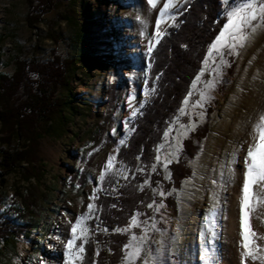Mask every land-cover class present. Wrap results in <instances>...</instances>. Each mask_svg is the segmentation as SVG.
Wrapping results in <instances>:
<instances>
[{
	"label": "rangeland",
	"instance_id": "rangeland-1",
	"mask_svg": "<svg viewBox=\"0 0 264 264\" xmlns=\"http://www.w3.org/2000/svg\"><path fill=\"white\" fill-rule=\"evenodd\" d=\"M93 1L53 0L44 20L29 26L25 20L26 0H0V74L10 75L15 59L44 61L52 49L63 58L74 60L66 108L47 124V131L39 140L37 155L43 168L40 181L22 182L14 170L0 169V213L14 219V223L22 222L9 208L19 206L18 199H12L14 188L31 184L41 193L33 208L30 231L0 248V264H64L63 244L70 238L76 216H81L87 229L83 241L92 236L91 219L99 211L94 196L114 168L119 141L127 140L132 120L147 101L149 44L152 43V49L155 47L165 27L172 25L174 11L183 0H153L151 5L148 0H108L106 10L99 6L100 0H95L97 6ZM166 2L170 7L159 29L156 20ZM243 2L230 0L229 4H222L221 14L226 18V8ZM71 9L76 13L73 18ZM113 27L116 38H109ZM48 33L59 36V43L54 44ZM154 33H160L155 40ZM220 59L218 54H209L200 78L193 84L195 76L189 86L188 101L183 99V110L180 106L168 124L171 125L168 136L164 131L156 150V157L166 161L160 166L156 160L165 179L169 178L167 165L180 157L186 160L188 168L187 177L180 180L177 188L170 186L163 196L162 189H153L159 199L154 208L145 212L152 213L151 221L140 226L135 234L139 238L143 230L147 237L144 252L161 249V264H208L210 260L219 263L221 233L216 230L213 243L207 244L210 226L204 218L215 204V222L220 226V213L228 203L224 198L232 183L225 164L233 153L234 141L242 143L243 131L254 123L252 113L258 109L264 112V28H258L244 46H237L234 55L227 47L223 48V63ZM209 80L213 86L206 90L201 101L200 92ZM185 139L196 145L188 159L182 156ZM20 143L18 139L12 140L14 145ZM107 154L113 156L110 168L99 162ZM101 169L104 176L97 187ZM121 172L124 174L123 169L114 174ZM261 190L255 186L256 192ZM166 195H172L174 209L166 205ZM89 196H93V209L85 219ZM251 212L264 213V204L255 202ZM74 246L82 248V256L79 239ZM202 250L215 256L203 262ZM139 258L143 264L144 255Z\"/></svg>",
	"mask_w": 264,
	"mask_h": 264
},
{
	"label": "trees",
	"instance_id": "trees-1",
	"mask_svg": "<svg viewBox=\"0 0 264 264\" xmlns=\"http://www.w3.org/2000/svg\"><path fill=\"white\" fill-rule=\"evenodd\" d=\"M100 1L99 6L106 10L108 0ZM26 3L25 20L34 26L44 20L53 0H26ZM93 4L97 6L95 0ZM221 5L220 0H183L174 11L172 25L165 27L152 49L146 79L147 101L132 120L127 140L117 147L113 170L102 180L94 196L99 211L91 219L93 234L83 241L78 264H122V247L129 242L128 237L135 236L140 226L151 221L152 213L145 212L154 208L159 199L153 189L158 187L166 194L170 186L177 188L180 180L187 177L186 160L181 157L167 165L168 179L162 176L159 167L153 170V165L157 146L200 70L208 44L226 21ZM70 12L73 18L76 13L73 9ZM101 14L104 15L102 11ZM115 30L114 27L109 30V38H116ZM48 38L54 44L60 41L52 33H48ZM73 64V59L63 58L52 49L44 61L15 59L12 73L0 74V145L6 146L0 147V169L14 170L22 182L32 179L37 184L43 175L37 155L39 140L46 133L47 124L66 108L65 96L70 92ZM13 139L21 143L14 145ZM182 143V156L191 158L196 145L190 139ZM119 169L124 174H114ZM147 179L148 185L143 186ZM40 195L31 184L14 188L12 199H18L19 206L9 208L22 222L14 223V219L0 213V248L10 239L30 231L33 208ZM165 203L174 209L172 195L165 196ZM133 214L137 224L128 229ZM116 228L121 231H113ZM140 260L137 257L134 264H140Z\"/></svg>",
	"mask_w": 264,
	"mask_h": 264
},
{
	"label": "snow or ice",
	"instance_id": "snow-or-ice-1",
	"mask_svg": "<svg viewBox=\"0 0 264 264\" xmlns=\"http://www.w3.org/2000/svg\"><path fill=\"white\" fill-rule=\"evenodd\" d=\"M151 5L153 0H148ZM221 4H229L230 0H220ZM170 4L165 3L164 8L160 11L163 13L165 9L169 8ZM226 22L219 28L218 34L207 46V52L204 55V59L201 61L200 71L196 72V79L193 80V84L200 78L201 73L204 71L203 64L207 62L209 54H218L221 56L220 63H223L222 49L227 47L230 52L234 55L237 46H244L248 42L258 28H264V0H244L239 6L233 8H226ZM139 19V18H138ZM161 23L160 18H157L156 24ZM143 34V33H141ZM160 33L153 34V40L155 36ZM149 52L152 51V43L149 44ZM219 73H217L218 75ZM213 86L211 80L205 87V90L200 92L201 101L204 100L206 90ZM129 101L132 100L131 94L128 96ZM184 101H188V96H184ZM143 103V102H141ZM131 108V105H129ZM183 110V105H181ZM135 109L132 108V113ZM125 130L128 125L124 124ZM171 125L165 130V136H168ZM118 131V130H117ZM252 132L255 133V143L250 144L247 148L246 154L243 157V170H242V182L239 184V197H238V247L241 249L239 252L240 264H246V260L259 261L260 264H264V244H257V234L252 230L249 224V213L252 211L255 202L259 201L264 204V114L259 116L258 125L252 126ZM180 137H173L174 140ZM120 144L124 143V140L119 141ZM159 147V146H157ZM178 151V148L176 149ZM156 160L160 163V166H164L166 161H161L160 157L157 156ZM113 162V156L109 155L105 162V167L110 168ZM157 167L153 165V170ZM165 167V171H166ZM104 170L101 169L100 176L97 177V187L99 186V180L103 178ZM143 183L147 185L148 180H144ZM257 186L262 190L256 192L253 190V186ZM93 194L96 192V188L92 189ZM164 193H161L163 196ZM89 203L87 205L88 212L84 214V218H89V213L93 209L91 203L93 196H89ZM152 205H149L151 207ZM216 205H213L211 214L216 215ZM137 224L136 215L133 214L128 222V229H131ZM155 225H153V228ZM87 229L82 224L81 216H76L75 222L71 224L70 238L63 244V257L64 264H78L81 258L82 248L74 246V242L79 239L81 245L83 244L84 234ZM115 232H120L121 229H113ZM124 231H127L125 229ZM208 235L206 236V243L211 245L213 243V236L215 235L213 228H207ZM201 235H204L202 232ZM260 240H264V236L259 237ZM128 243H125L122 247L124 255L122 256V264H134V261L138 256L144 255L143 264H161L159 258V252L161 249H156L155 252H144V246L147 241V237L142 235L137 238L136 236L130 235L128 237ZM200 259L206 260L204 251H201ZM166 264V262H165ZM208 264H215L214 261H208Z\"/></svg>",
	"mask_w": 264,
	"mask_h": 264
},
{
	"label": "bare ground",
	"instance_id": "bare-ground-1",
	"mask_svg": "<svg viewBox=\"0 0 264 264\" xmlns=\"http://www.w3.org/2000/svg\"><path fill=\"white\" fill-rule=\"evenodd\" d=\"M169 8L165 9L160 15L161 23ZM160 23V24H161ZM159 24V29H160ZM235 88V87H234ZM235 94V93H234ZM261 95V94H260ZM264 114L260 109L252 113L253 124H250L246 130L243 131L241 136H245L244 141L240 143L237 139L234 141L233 153L227 159L225 164L226 173L229 177H232V183L228 187L229 192L224 200L228 201L227 206L222 209L220 213L221 223L220 226L216 224V218L211 213L209 216H205L204 221L213 228V231L219 230L221 233V251L218 258V264H240L239 252L241 249L238 247V197H239V184L242 182V170H243V157L246 154L247 148L250 144L255 143V133L252 132V126L258 125L259 116ZM108 154L103 156L99 162L105 163L108 158ZM255 191V185L253 186ZM217 214V213H216ZM249 224L252 230L257 234V244H264V240H260V236H264V213H249ZM214 246H212V250ZM207 259L214 257L215 255L210 252H206ZM206 259V260H207ZM205 262V260L203 261ZM246 264H260V262L246 260Z\"/></svg>",
	"mask_w": 264,
	"mask_h": 264
},
{
	"label": "water",
	"instance_id": "water-1",
	"mask_svg": "<svg viewBox=\"0 0 264 264\" xmlns=\"http://www.w3.org/2000/svg\"><path fill=\"white\" fill-rule=\"evenodd\" d=\"M160 37H161V36H160ZM160 37H159V38H160Z\"/></svg>",
	"mask_w": 264,
	"mask_h": 264
}]
</instances>
